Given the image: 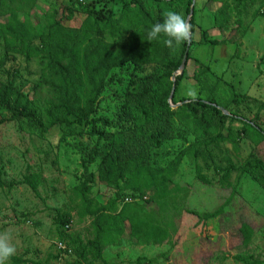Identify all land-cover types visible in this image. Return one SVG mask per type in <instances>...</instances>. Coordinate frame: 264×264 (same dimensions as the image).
Instances as JSON below:
<instances>
[{"label":"rangeland","instance_id":"rangeland-1","mask_svg":"<svg viewBox=\"0 0 264 264\" xmlns=\"http://www.w3.org/2000/svg\"><path fill=\"white\" fill-rule=\"evenodd\" d=\"M223 2L195 0L189 59L173 95L176 103L197 98L206 100L209 91L232 110L238 108L234 100L231 101L232 92L264 102V56L255 57V52L249 54L244 42L245 38L250 39L258 47V42L247 36L249 31L264 39V27L260 29L264 21V0ZM79 3L88 4L105 15L111 7L113 11L119 8L115 0H4V4L0 0V21H6L9 11L15 10L21 20L43 30L49 21L48 13L54 7L58 10L56 20L66 27L77 28L85 17L78 9ZM221 5L227 13L224 30H219L214 21ZM71 8L75 10L73 16L67 13ZM181 15L185 20L188 17ZM237 25L238 31L231 42L211 45L201 40L204 30L210 39L221 41ZM260 52L259 55L262 54ZM13 55L14 61L0 68V83L6 80L8 73L11 75V70L16 71L18 76H13L12 80L19 86L20 92L28 96L29 106L36 107L39 99L48 97L46 90L37 86L40 75L38 60L32 58L28 61L21 54ZM202 66L206 67L211 83L215 84L214 89H206L193 78ZM7 69L11 70L7 73ZM149 70V67L130 64L113 70L110 74L115 79L99 100L98 116L117 123L125 115L123 96L132 87L131 81ZM191 90H195L194 96L188 94ZM240 109L245 118H252L257 104L242 103ZM0 114L10 115L1 106ZM260 116L258 124L264 130V112ZM190 126L173 118L174 138L152 149L155 167H164L181 149L194 141ZM96 141L97 136L91 132L90 125L62 131L53 129L48 134H42L31 118L0 125V171L6 184L0 188V232L9 231L12 235V243L16 247L12 257L28 260L29 264H72L79 259L76 245L60 235L62 227L55 220L59 214L68 216L72 223L67 235L84 243L94 237L92 218L80 216L82 210L74 188L84 170L82 164ZM253 146L251 140L243 139L237 150L226 143L213 148L211 160L198 162L202 173L211 181L206 186L196 181L197 162L191 157L184 158L171 184V187L179 185L181 190L157 202L139 203L144 206V215L153 223L172 224L169 239L161 244L141 242L130 237L126 227L120 243L104 248L106 264H243L239 258L263 261L264 190L248 173H240L239 170L233 171L226 183L221 182V174L216 168H224L227 159L238 166L250 158ZM110 147V139L101 140L98 144L101 155ZM261 156L264 158V146ZM100 160L101 157H96L94 163L86 164L88 171L97 175ZM31 173L40 175L37 193L23 183L24 177ZM114 193V189L95 180L90 197L98 204H106ZM227 198L230 201L224 212L205 222H198L194 215L185 212H213ZM250 220L255 222V233L251 242L243 246L237 228L241 221ZM62 239L71 246L72 254H59L56 243ZM8 264L14 263L10 259ZM81 264L87 263L81 261Z\"/></svg>","mask_w":264,"mask_h":264},{"label":"trees","instance_id":"trees-1","mask_svg":"<svg viewBox=\"0 0 264 264\" xmlns=\"http://www.w3.org/2000/svg\"><path fill=\"white\" fill-rule=\"evenodd\" d=\"M115 2L119 6L118 10L113 11L111 7L107 15L96 12L88 4L79 3L78 9L85 17L77 28L66 27L56 20L58 10L54 7L48 13L49 21L43 30L21 20L15 10L9 11L6 21H0V68H5L14 61L13 53L23 55L28 61L36 58L40 67L37 86L43 87L48 94V97L39 99L36 107H30L28 96L20 92L19 86L12 80L18 74L7 69V73L9 70L12 73H8L6 80L0 83V106L10 115L0 114V125L21 118H31L42 134H48L53 129L62 131L90 125L91 132L97 136L86 162L82 164L84 170L79 183L74 188L82 210L80 216L92 218L94 237L84 243L79 238L67 235L72 223L68 216L59 214L55 220L62 227L60 235L76 245L79 259L72 264H81V261L87 264H106L103 258L104 248L120 243L126 227L129 229V236L141 242L161 244L168 240L172 224L153 223L144 215V206L139 203L157 202L180 191L179 185L171 187V184L186 157L197 162L196 181L206 186L211 181L202 173L198 162L203 160L207 163V160H211L213 148L221 144L233 145L237 150L241 140H251L254 146L248 160L235 166L227 159L224 168H216L221 174V182L226 183L231 173L239 170L240 173H248L264 190V158L261 156L264 130L258 124L260 115L264 112V102L232 92L231 101L234 100L238 106L236 110H232L227 103L219 102L215 93L210 91L206 100L191 99L176 108L171 107V103L177 104L173 97L169 102L173 84L176 91L183 78L184 71L179 75L178 70L187 42L173 50L162 44V38L148 41L147 33L153 24L162 22L166 11L172 10L187 17L192 0ZM1 4H4V0H1ZM74 12L72 8L67 10L69 16H73ZM214 21L219 30H224L227 13L222 5L217 10ZM189 23L193 32V16ZM237 31L238 25L218 41L210 39L203 30L201 40L211 45L226 44L233 40ZM125 64L149 67L150 70L131 81L132 87L123 96L125 115L117 123H113L98 116V104L101 96L114 82V75L110 73ZM172 77L174 81L171 80ZM193 78L206 89L216 87L211 83L205 66ZM242 103L257 104L252 118H245L240 109ZM212 104L226 108L229 115L222 114ZM174 117L187 126L191 125L195 139L164 167H155L152 163V149L174 138ZM97 124L100 126L96 127ZM109 139L111 147L101 155L98 144L101 140ZM96 157H101L97 175L89 172L86 166L94 163ZM95 180L115 190L114 197L106 204H98L90 197ZM23 183L37 193L40 175L28 174ZM4 186L6 184L0 171V188ZM126 198H130L131 202H126ZM229 201L230 198H227L213 212H185L194 215L198 222H205L221 215ZM237 232L241 244L247 246L255 233V222L241 221ZM61 242L71 249L72 254L71 246L63 239ZM239 259L243 264H264V260L258 262ZM11 260L14 264L31 263L19 257H11Z\"/></svg>","mask_w":264,"mask_h":264},{"label":"clouds","instance_id":"clouds-1","mask_svg":"<svg viewBox=\"0 0 264 264\" xmlns=\"http://www.w3.org/2000/svg\"><path fill=\"white\" fill-rule=\"evenodd\" d=\"M162 44L169 48L175 49L182 43L191 40V24L185 18L172 10L164 13L162 22L153 24L148 33V41L161 39ZM195 95V90L188 93ZM16 253V247L12 243V235L9 231L0 232V264H8L11 257Z\"/></svg>","mask_w":264,"mask_h":264},{"label":"water","instance_id":"water-1","mask_svg":"<svg viewBox=\"0 0 264 264\" xmlns=\"http://www.w3.org/2000/svg\"><path fill=\"white\" fill-rule=\"evenodd\" d=\"M194 3H195V0H192V4L190 6V11H189L188 17L186 19V21H188V22H189V19L191 18V16L193 15ZM189 46H190V42H187L186 50L184 52V55H183V58H182V61H181V64H180V67H179V70H178V74L179 75H181L182 72L185 69L186 62H187V53H188V50H189ZM171 80L174 81V78L172 77ZM174 91H175V85L173 84V87H172V90H171V93H170V96H169V102H171V99L173 97ZM186 102H188V101L179 102V103L174 104V105L171 103V107L172 108H176V107H178V106H180V105H182L183 103H186ZM204 102H206V101H204ZM212 106H215L217 109H219L222 112V114H225V115L228 114V112L224 108H222L220 106H217L216 104H212Z\"/></svg>","mask_w":264,"mask_h":264},{"label":"crops","instance_id":"crops-1","mask_svg":"<svg viewBox=\"0 0 264 264\" xmlns=\"http://www.w3.org/2000/svg\"><path fill=\"white\" fill-rule=\"evenodd\" d=\"M263 27L264 26H263V22H262L260 29H263ZM247 36L251 37L252 41L254 40V41L258 42V47L256 48V44H253V42H251L250 39L246 40V38H245L244 42H245V45L247 47L248 53L250 54L251 52H253V53L255 52V57H258V56L262 57V55L264 56V39H261V37L254 36L252 33L250 34V31H249ZM261 49H263L262 52H260ZM259 52L262 54L259 55ZM262 67L264 68V65Z\"/></svg>","mask_w":264,"mask_h":264},{"label":"built area","instance_id":"built-area-1","mask_svg":"<svg viewBox=\"0 0 264 264\" xmlns=\"http://www.w3.org/2000/svg\"><path fill=\"white\" fill-rule=\"evenodd\" d=\"M125 201L126 202H131V199L130 198H126ZM66 228H68V226H66ZM56 248H57L59 254H63V253L70 254L71 253V249L69 247H67L65 243H63L61 241L56 243Z\"/></svg>","mask_w":264,"mask_h":264}]
</instances>
